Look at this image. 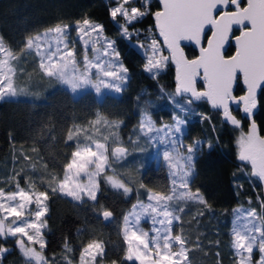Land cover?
Returning <instances> with one entry per match:
<instances>
[{
    "label": "snow or ice",
    "instance_id": "snow-or-ice-1",
    "mask_svg": "<svg viewBox=\"0 0 264 264\" xmlns=\"http://www.w3.org/2000/svg\"><path fill=\"white\" fill-rule=\"evenodd\" d=\"M151 2L111 0L108 14L118 25L119 36L129 41L135 37V47L146 53L143 71L158 75L169 61L176 65V90L175 94H169L176 109L172 122L157 127L145 111L136 130L139 135L135 140H128L141 152L145 151L140 146L141 139L155 148L168 169L169 186L167 191H154L140 185L145 199L138 198L131 211L122 213L118 235L123 255L117 254L118 258L112 259L110 264H193L191 253L200 243L185 232L183 215L190 205L202 206L193 217L196 220L205 211L212 210L204 194L199 188L194 189L192 183L198 154L205 148L211 150L214 144L212 140L200 139L188 144L183 142L188 124L186 116L195 114L192 105L206 100L214 109L222 110L225 122L241 129L236 139L237 160L241 162L239 171L243 172L250 165L251 171L245 175L258 179L264 186V136L259 135L253 119L258 104L257 90L264 87V0H247L245 6H241L240 0H160L162 10L155 12H150ZM148 15L153 16L164 47L151 37L145 38L150 40L147 44L139 40L141 31L135 24ZM233 25L240 26L239 35H232ZM206 26H210V36ZM73 31L75 37L71 35ZM205 37L206 47L201 45ZM232 40L236 51L226 56V46ZM182 41L200 46L199 56L187 59ZM77 45L83 49L79 58ZM165 50L170 55H163ZM27 56H33L36 65L33 71L38 72L41 79L55 80L74 95L88 88L94 89L97 96H103L104 91L119 93L130 79L116 40L105 34L104 24L87 14L69 23L58 20L41 32L27 36L19 52L6 46L0 36V101L38 97V93L31 91L35 85L22 63ZM198 77L204 81L205 90H197ZM241 78L246 92L235 96L233 85ZM21 79L25 80L23 85L17 83ZM177 96L181 99L177 100ZM232 104L250 120L247 132L242 130L241 120L233 115ZM199 116L202 121L211 122L206 114L199 113ZM122 123L110 121L97 112L95 119L86 125L70 126L65 143L73 150L62 165V175L48 172L47 162L43 163V170L37 169L33 157L20 153L31 165L27 171L39 180L30 179L25 169L0 179V185H4L0 186V264L12 251L5 246L10 240H14L23 264H55V254L52 258L43 254L48 245L45 234L53 197L70 198L77 206L90 203L93 216L102 224L116 220L114 212L101 203L105 191L102 185L125 196L139 190L130 186L132 181L124 173L112 167L111 160H123L130 155L128 148L115 133L111 138L99 133L102 127L119 128ZM32 152L37 162L43 161L37 149ZM234 187L243 185L235 183L234 179ZM246 203L248 207L240 204L231 210L229 235L234 261L235 264H264V198L256 197L257 206H251V197ZM144 222L151 224L148 230L142 226ZM83 231L85 229H77L78 233ZM93 237L80 242L77 264H105L109 256L108 242L95 232ZM216 243L218 245L219 241ZM216 256L217 264H222L220 253ZM74 259V249L65 238L64 264H73Z\"/></svg>",
    "mask_w": 264,
    "mask_h": 264
},
{
    "label": "trees",
    "instance_id": "trees-1",
    "mask_svg": "<svg viewBox=\"0 0 264 264\" xmlns=\"http://www.w3.org/2000/svg\"><path fill=\"white\" fill-rule=\"evenodd\" d=\"M110 3L109 0H0V36L4 38L6 46L16 52H19L27 36L41 32L58 20L69 23L87 14L92 20L104 24L105 34L116 40L120 57L130 74L128 84L119 97L107 95L99 99L91 91L77 96L55 80L43 79L47 86L39 87L34 92L38 93V97L22 96L0 101V179H7L14 171L25 169L30 179L39 180L38 176L27 171L31 165L20 157L21 152L33 157L37 169L43 170L42 165L47 162L48 172L62 175V165L73 150L65 143L68 128L74 124L86 125L88 121L95 119L97 112L109 120L123 122L120 133L124 140L134 134L145 111L158 125L172 122V114L176 109L169 94H175L176 90L175 66L168 62L157 77L143 71L145 58L133 44L136 38L129 41L119 36L118 25L108 14ZM151 8L152 12L160 9L157 0L152 2ZM135 27L143 31L155 29V20L152 15H148L136 23ZM235 33L238 34L239 29ZM185 49L190 58L197 56L193 47L185 46ZM234 51L235 48L231 45L226 55L230 56ZM31 59L26 57L25 60L36 67L33 58ZM199 87H204L202 81L199 82ZM244 93L239 80L236 95ZM176 99L181 98L177 96ZM192 108L195 114L186 116L188 124L183 137L185 144L194 139L212 140L214 147L211 150L205 148L198 154L195 162L196 176L192 183L194 189L199 188L204 194L212 205V210L205 211L196 220L193 217L202 210V206L190 205L183 215L185 232L194 242L198 239L200 243V247L191 253V259L193 264H217L216 253L219 252L222 264H235L229 235L232 227L231 210L240 204L249 206L246 203L249 197L253 201L251 206H257L256 197L259 195L264 198L263 186L256 178L249 179L245 175L250 172L249 166L243 172L239 171L241 162L237 160L236 139L241 129L225 122L222 112L212 110L207 101L196 102ZM199 113L209 116L211 122L202 121ZM232 113L241 120L242 130L247 132L250 120L242 115L239 108H233ZM253 119L259 134L264 136V88L259 96V110ZM34 148L39 151L43 161H36L32 152ZM234 179L235 183L242 184L243 187H234ZM141 184L154 191H167L168 169L164 164L156 165L153 159L147 160L134 183L139 191L128 196L102 185L105 191L101 203L109 207L116 217L111 224L96 221L90 203L77 206L69 198L53 197L45 234L48 242L45 256L52 258L55 254V264H64V242L67 238L74 249L76 259L73 262L77 264L80 242L94 238L93 232L108 242L109 256L105 264H110L118 255L122 256L118 226L122 213L128 212L138 198L145 199ZM77 229L85 231L78 233ZM5 246H14V240H10ZM3 264H23L18 249L6 255Z\"/></svg>",
    "mask_w": 264,
    "mask_h": 264
},
{
    "label": "rangeland",
    "instance_id": "rangeland-1",
    "mask_svg": "<svg viewBox=\"0 0 264 264\" xmlns=\"http://www.w3.org/2000/svg\"><path fill=\"white\" fill-rule=\"evenodd\" d=\"M111 0H109L110 2ZM154 0H152L153 2ZM246 1V0H245ZM151 2V4H152ZM241 6H245L244 5V0H241ZM246 3V2H245ZM111 4V3H110ZM114 6V5H112ZM159 10V9H158ZM232 10V9H230ZM150 12H152V8H150ZM150 29V28H149ZM149 29L148 30H141V35L139 37V40L145 44L147 43H150V40L148 39H145L146 37H151V38H154L156 39L157 41L161 42L160 43V47H164L163 44H162V39H161V36L159 35V31L158 29L155 27V29H151V32H149ZM240 30V29H239ZM144 32V33H143ZM73 37H75L76 33L73 31L72 34H71ZM108 36V35H107ZM128 40V39H127ZM137 41H134V46L136 44ZM77 48H78V58L82 55V52H83V49L80 47V45H77ZM138 49V48H137ZM138 51L144 56L145 58V55L146 53L144 52V50L142 49H138ZM147 54H150V53H147ZM91 52H89V56L91 57ZM163 55H170V53L165 50L163 52ZM28 60H32L31 58H33V56H27ZM121 59V57H120ZM122 60V59H121ZM146 62V60H145ZM169 62H172V61H169ZM22 63L24 64V67L27 69V72L31 74L32 76V83L35 85L34 87L31 88V91L32 92H36V90L44 87V86H47V83L46 81L43 79H41L40 75L38 74V72H34L33 69L35 67L32 66V64L28 63L27 60H24L22 61ZM125 65V64H124ZM166 67V66H165ZM164 67V68H165ZM164 68L160 71V73L164 70ZM159 73V74H160ZM158 74V75H159ZM153 77H157L158 75H153L151 74ZM130 76V74H129ZM26 79V78H25ZM129 81V80H128ZM128 81L126 82L125 84V87L123 88V90L119 93L115 92V91H104V94L103 96H97V94L95 93L94 89H91V88H88V89H85V90H82L80 91L78 94H75L77 96H79L80 94H82L83 92H86V91H91V92H94L96 94V96L99 98V99H103L105 96L107 95H113V96H121L124 89L126 88L127 84H128ZM203 84L204 81L202 80ZM18 84L20 85H23L25 83V80L21 79V80H18L17 81ZM61 85V84H60ZM63 86V85H61ZM40 87V88H39ZM63 87H66V86H63ZM181 98V97H180ZM152 118V117H151ZM109 120V119H108ZM152 120L154 121V119L152 118ZM110 121H115V120H110ZM117 122H120V121H117ZM155 122V121H154ZM169 122H165L163 124H168ZM156 124V123H155ZM162 125V124H161ZM161 125H158L156 124L157 127L161 126ZM121 126V125H120ZM138 129V128H137ZM136 129V130H137ZM135 130V132H136ZM184 132H185V129H184ZM259 132V131H258ZM112 133H115L116 136L119 138V140L122 142L123 146L126 147V148H129V153L130 155H128L125 159L123 160H111V163H112V167L115 168L117 171L121 172V173H124L128 179H130L132 181V184L130 186H134V183L136 181V176L138 175L139 172L142 171L143 167H141V164H143L144 166L146 165L147 163V160H151L153 159L155 164L156 165H160V164H163V161H162V158L156 153V150L155 148H151L149 147L145 141L143 139H141L139 141L140 143V146L143 147L145 149L144 152H141L139 149H134L132 147V145H130L128 143V140L129 138H132L133 140L136 139L137 135H139L138 132H136V134L134 135H129V137L127 139H123L122 136H121V133H120V127L119 128H106V127H102L101 128V131H100V135H103V136H109L111 138V135ZM260 135V134H259ZM103 142V141H101ZM183 142H184V139H183ZM185 143V142H184ZM115 146V145H113ZM250 167V165H249ZM250 171H251V167H250ZM109 175H111L112 173L109 172L108 173ZM254 178V177H253ZM258 180V179H257ZM259 181V180H258ZM86 182V181H85ZM260 182V181H259ZM263 192H264V186H263ZM70 199V198H69ZM248 207V206H247ZM132 208L129 210L131 211ZM128 211V212H129ZM142 226L144 227L145 230H148L150 227H151V224L148 223V222H144L142 224ZM10 249L15 250V246H12V247H9ZM19 251V250H18ZM20 253V252H19ZM44 254V253H43ZM45 255V254H44ZM258 256V254H257ZM257 258V257H254V259ZM73 264H76L73 262Z\"/></svg>",
    "mask_w": 264,
    "mask_h": 264
},
{
    "label": "water",
    "instance_id": "water-1",
    "mask_svg": "<svg viewBox=\"0 0 264 264\" xmlns=\"http://www.w3.org/2000/svg\"><path fill=\"white\" fill-rule=\"evenodd\" d=\"M157 1H158L159 5H160V9H159V10H162V4L160 3V0H157ZM240 1H241V0H240ZM246 4H247V0H246ZM246 23H247V22H246ZM248 26L250 27V24H249ZM209 27H210V26H206V33H207L208 36L211 35V31L208 30ZM236 29H240V26H238V25H233V33H232V35H234V36L240 34V31H239L238 34L235 33V30H236ZM161 39L163 40V37H161ZM201 45L204 46V47L207 46V39H206V37H205V38H202V40H201ZM231 45H233V47L235 48V51H236L235 41L232 40L231 43H230L229 45L226 46L225 55H226V52H227L228 48H229ZM185 46H191V47H193V48L197 51V56H199V54H200V52H199V47H200V46H197V45H195L194 43L189 42V41H182V42H181V47L183 48V50H184V55H185V57H186L187 59H194V58H196L197 56L194 57V58H190V57L187 55V52H186ZM235 51H234V53H235ZM234 53H233V54H234ZM233 54H232V55H233ZM226 56H227V55H226ZM230 56H231V55H230ZM172 63H173V65L175 66V69H176V65H175V63H174V62H172ZM239 80L241 81V83H242V85H243V88H244V90H245V92H246V86L243 84L242 78L239 79ZM239 80H237V81L234 83V85H233V95H235V96H237V95H236V88H237V84H238V81H239ZM200 81H202V79L198 77V78H197V83H196V88H197V90H205V87H206L205 84H204V87H203V88H200V87H199V82H200ZM263 88H264V87H262L261 89H258V90H257L258 104H257V108L254 110V115H255V114L258 112V110H259V96H260V94H261ZM244 94H245V93H244ZM244 94H243V95H244ZM204 101H206V100H204ZM197 102H199V101H197ZM208 103H209V102H208ZM209 106L211 107L212 110H217V111L222 112V110H220V109H214V108L211 106L210 103H209ZM230 107H231V110H233V108L238 109L237 105H235V104H232ZM241 112H242V111H241ZM242 115L245 116V114H244L243 112H242ZM254 115H253V117H254Z\"/></svg>",
    "mask_w": 264,
    "mask_h": 264
},
{
    "label": "flooded vegetation",
    "instance_id": "flooded-vegetation-1",
    "mask_svg": "<svg viewBox=\"0 0 264 264\" xmlns=\"http://www.w3.org/2000/svg\"><path fill=\"white\" fill-rule=\"evenodd\" d=\"M246 1L244 0V5H246V3H245ZM240 31V30H239Z\"/></svg>",
    "mask_w": 264,
    "mask_h": 264
}]
</instances>
